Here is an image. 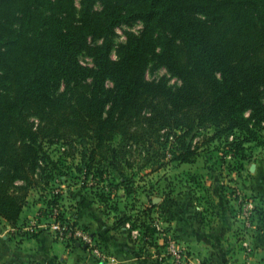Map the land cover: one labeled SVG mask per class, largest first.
<instances>
[{"label": "trees", "instance_id": "16d2710c", "mask_svg": "<svg viewBox=\"0 0 264 264\" xmlns=\"http://www.w3.org/2000/svg\"><path fill=\"white\" fill-rule=\"evenodd\" d=\"M136 23L116 45L117 29ZM160 67L178 82L149 79ZM201 128L237 160L264 131V0H0V213L10 222L38 187L46 207L63 203L52 181H67L66 160L80 156L93 185L112 173L106 163L130 181L124 155L151 143L147 158L169 146L170 162L192 163L199 147L185 139ZM148 160L140 170L157 172ZM150 219L130 221L154 236Z\"/></svg>", "mask_w": 264, "mask_h": 264}, {"label": "rangeland", "instance_id": "374dc122", "mask_svg": "<svg viewBox=\"0 0 264 264\" xmlns=\"http://www.w3.org/2000/svg\"><path fill=\"white\" fill-rule=\"evenodd\" d=\"M140 28V23L118 28L114 38L116 45L125 41L126 31L138 32ZM112 56L116 57L115 48ZM80 58L82 63L93 65L91 57L82 55ZM160 77H166L170 84L178 82L163 67L149 69V79H159ZM32 120L36 124L38 123V119L32 118ZM209 131L202 128L195 129L186 137L187 143L199 147L197 149L198 155L192 163L170 162L172 151L169 146L167 156L163 157L161 150V152L155 154L158 155L156 157L158 160L152 157L147 158L145 152H150V155L154 154L151 143H148L146 150L140 152L137 149L129 157H127V154L124 155L123 161L128 159L132 163V168H125L129 176L133 174L134 178L130 181L120 178L117 172L109 167L110 164L106 163L108 166L102 168H106L109 173H112H106L104 181L96 184L99 186L93 185L99 181L98 178L94 180L90 176L86 179L83 174L86 171L85 162L81 164L79 162L80 156H78L75 161L66 160L61 165V167H64V171H68L67 181L62 182L56 177L52 181V187H55L54 189L61 187L60 193L64 195L63 203L67 208L70 205L68 203H76L75 198L78 194L90 193L105 208L107 214L116 217L119 224L120 222L130 221L132 217L142 215L145 211H150V226L155 227V224H160L165 234L161 235L158 230L149 240L147 236L140 233V237L133 239V241L140 247L142 253H146L147 256L153 255L166 264H171L170 259L165 254L167 235L182 245L187 257L186 260L188 261L190 258L187 248L174 232V201L177 196L189 192V194H194L197 197H205V195L208 197L209 193L218 190L229 197L230 202L228 203L236 207L234 211H238L240 225L237 228L236 237L239 241L240 252L245 260L244 263L264 264V131L259 134L261 135L258 136L259 139L246 144L247 152L244 160L234 158L229 149V144H227L228 140L221 142L220 140L209 141ZM173 140H175V137L171 141ZM172 144L174 146V143ZM81 145L82 148H88L89 141L86 139L82 141ZM157 146L160 151L162 144L159 143ZM65 147L70 149L67 145ZM113 147L115 149L116 145L114 144ZM114 149L112 147L110 150L108 149L111 156H113ZM50 153L54 159L58 158L57 154L59 153ZM147 159H150V161L148 160L149 165H154V163L157 166L160 165L157 172L152 171L149 167L140 170L139 166L143 163L142 161ZM78 164L82 168L81 174L77 173L75 169ZM58 169L61 170V168ZM55 174L59 175L60 172L55 171ZM112 175L116 178L114 179ZM123 181L129 183L130 186L133 185L134 192L126 193L123 188L124 184H120ZM31 193L34 195L31 199L35 201L43 200L44 197L42 196L46 192H40L38 187ZM154 198H156V204L153 202ZM160 201H162V204H160ZM206 203L210 206L208 201Z\"/></svg>", "mask_w": 264, "mask_h": 264}, {"label": "crops", "instance_id": "0c3cea01", "mask_svg": "<svg viewBox=\"0 0 264 264\" xmlns=\"http://www.w3.org/2000/svg\"><path fill=\"white\" fill-rule=\"evenodd\" d=\"M32 196L16 223L0 213V264H99L85 246L60 242L41 225L38 214L45 203ZM206 196L187 192L174 201V232L188 250V264H245L236 237V207L218 190ZM75 201L66 208L100 239L111 264H166L142 253L124 223L107 214L90 193L78 194Z\"/></svg>", "mask_w": 264, "mask_h": 264}, {"label": "built area", "instance_id": "2783aa9c", "mask_svg": "<svg viewBox=\"0 0 264 264\" xmlns=\"http://www.w3.org/2000/svg\"><path fill=\"white\" fill-rule=\"evenodd\" d=\"M61 187L55 189V193H60ZM61 194V193H60ZM41 225L45 227L53 237L63 243L72 244L80 243L85 246L94 259L99 264H111V255L102 245L100 239L90 229L80 224L77 218L70 213L63 203L52 204L49 208L44 207L38 214ZM157 231L164 235V230L160 224L154 225ZM124 227L129 231L133 239L140 237V229L134 228L129 221L124 223ZM152 236H147L151 239ZM165 254L170 259L171 264H188L184 248L175 239L167 235Z\"/></svg>", "mask_w": 264, "mask_h": 264}, {"label": "water", "instance_id": "95a60500", "mask_svg": "<svg viewBox=\"0 0 264 264\" xmlns=\"http://www.w3.org/2000/svg\"><path fill=\"white\" fill-rule=\"evenodd\" d=\"M78 245H80V243H77Z\"/></svg>", "mask_w": 264, "mask_h": 264}]
</instances>
